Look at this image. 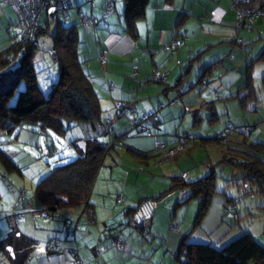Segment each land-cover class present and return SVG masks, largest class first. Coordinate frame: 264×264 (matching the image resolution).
<instances>
[{
	"label": "crops",
	"instance_id": "0c3cea01",
	"mask_svg": "<svg viewBox=\"0 0 264 264\" xmlns=\"http://www.w3.org/2000/svg\"><path fill=\"white\" fill-rule=\"evenodd\" d=\"M91 1L92 5L84 1L82 3L80 0H72V6H67L68 15L72 22L77 21V12L93 15L95 27H99L98 30L95 28V31L92 32L89 25L79 24L83 32L81 35L82 39H86L88 34L91 35V39L87 38L90 46H85L87 55L90 54L88 48L92 47L94 51L93 61L95 63L90 61L89 75L93 77L92 82L97 88L99 106L103 110L106 109L103 113L104 116L109 117L113 113L114 103L121 105V114L111 119L113 128L111 135L116 138L118 147L113 146L105 154L103 163L95 173L87 197L94 219L93 221L87 220L85 213L82 212V202L61 203L55 207V211L60 216L35 218L36 216H32L28 212L29 207H31L29 202L22 201L19 203L15 199L14 202H10V207L7 208V205H3L0 201V264H70V258L65 249L50 252L44 249V243L52 235L64 236L65 230L72 225L74 226V240L65 239L64 243L65 245H70L75 241L78 254L88 263L94 260L103 264H179L175 258V253L179 239L184 233H187L190 242H208L212 246L220 248L241 231L246 230L264 246V218L261 221L262 228L260 230L258 228L255 233L250 231L247 226L235 225L236 227L234 228L231 225H234V222L239 217L238 209L241 207V202L239 204L238 201L236 211H234L237 213V219L232 218L233 220H230L232 215L223 211L224 196L219 194H212L205 213L196 227L191 229L190 215L194 206H197V200L196 203H193L195 197L186 198L188 195L186 186L178 185L171 188L169 186L174 178L177 179L176 177H178L181 180L179 177L180 173L184 174L185 180H194L206 174V167L208 171L212 169L213 173H215L213 166L207 160L204 162L206 164L203 165V170L196 171L192 169L190 173V166L187 165L188 161L192 160L190 154L192 150L190 149L199 146L195 136L192 143L178 148L172 155H168L167 151L164 152L160 149L161 144L166 145L172 142V134L178 130L173 128L172 133H170L163 126L166 117L176 118L179 115L181 117L185 115V112H189L193 120L192 125H194L192 134L200 135L201 137L210 135L204 132L208 126H201L198 122L195 123V119L201 118L197 115L199 110L192 106L189 99L186 100L189 108H186L184 105L185 100H182L183 95H181L183 91L178 89L186 78L190 80L186 73L190 71L193 62L196 68L210 64L209 71L213 69L219 72L217 80L227 88V91H230L229 93L233 91L229 85L240 78L239 72L236 73L233 69H223V65L226 63H224L223 58L221 60L218 59L217 54L211 56L215 52V50H211L217 48V46H220L221 50L227 47L230 48L221 39L232 31L234 15L228 0H222L221 3L219 0L213 1L216 4L211 8L210 17L218 22H223L222 25L224 27H220L221 31L218 34L213 33L210 35V40L203 50H199L193 56L190 55L191 52L194 53L193 43L187 38L186 41L188 42L185 44L183 33H181L183 38L181 46L176 47L172 52L168 51L169 54L167 56L165 53L160 55L162 51L160 45L162 44L163 48V43H166L172 36L179 33V24L183 23H180L183 18L182 13H178L177 16L173 17L174 9L168 4L169 0H148L143 15L135 20L134 37H130L121 29L120 12L122 8L120 3L122 2L120 0ZM115 4H118L117 9ZM104 5L111 8L105 17L101 16ZM115 9V18L113 19L111 15ZM15 20L13 9L6 4L0 3V49L6 47L12 40V36L16 32ZM11 25L13 26L11 27ZM231 39L230 37L229 40ZM91 41L94 43L93 46H91ZM213 43H217V46L210 47ZM184 44L185 46L182 47ZM136 50L139 51L140 55L144 52L149 61L148 66H151L150 69L165 70L164 78L159 80L163 83V86H159L157 92L159 93L160 91L165 97L175 93L179 96V102L174 101L163 107L155 108L153 99L150 97H154L156 99L155 102L160 101V97L156 92L147 95L141 102L138 101L140 99L138 98L139 96L132 95L135 83H142V86H148L150 85L149 82H145L147 79L155 80L152 77L153 69L150 73H147L148 67L143 62L138 67L139 71L137 70V66L132 61ZM99 55H101V61L98 59ZM175 55H178L179 58L176 62H173L172 57H175ZM227 55L231 56L232 54L227 52ZM156 56H158V59H155ZM229 56L226 57L228 58L226 60H229ZM166 58L170 59L171 62L166 61ZM216 59H218V62L214 65ZM165 65L170 66V69H166ZM174 66V72L175 74L178 73V76L175 78L174 84L171 85L167 81V76L171 74ZM122 71H126V73L131 75L133 72V76L130 77L134 78L135 81H129L127 79L129 75H125ZM140 74L142 75L141 80L139 79ZM144 78L146 80L141 82ZM245 78L246 71L244 70ZM155 81H158V79ZM243 82L237 86V89ZM235 92H237L236 89L232 94ZM107 102H109V107H105ZM154 108L156 110H154L153 115L148 117V120L145 119V125L152 134L143 135L130 129L129 117L138 113V110ZM19 129L20 127H18V131ZM199 139L202 144L207 143L202 138ZM240 143L238 141L234 145L240 147ZM233 148L228 145L225 146L222 149L223 151L220 150L222 154L218 159L224 157V154H227ZM170 156L171 160H166ZM127 157H130L132 161L130 167H127V170L119 171L121 165L119 162L123 163V159ZM180 158L181 160L183 159L182 164L179 163ZM156 168L159 170L157 171ZM45 169L43 168L41 171L33 173L32 182L38 180V177L47 171ZM154 172L158 174L156 175ZM141 173L148 175L149 181H147V188L142 187L141 191L138 192L136 185ZM240 175L241 173L238 174L237 178L239 180L242 179ZM249 193H254V191ZM257 193H264V191ZM118 195L121 196V200L117 202L115 196ZM149 195H157L155 196L156 205L152 216L145 221L146 232L141 233L140 227L135 226L130 217H128V210L138 200ZM262 200H264V197H262ZM12 204H15L13 208L16 211L13 212L12 210V212L6 213L12 207ZM245 204L251 208V202ZM259 206L264 210V203H259ZM249 208L245 209V214L249 215ZM18 211L23 213L20 219L8 217V215H12L11 213L15 214ZM226 214L230 215V217ZM122 221L125 222L122 223ZM170 224L177 225V229L170 228ZM30 226H33V230L28 236L26 231ZM35 229H39L40 233L34 234ZM41 230L44 233L43 236ZM18 233L28 238V241L24 243L26 246H23L18 240L20 236ZM67 234L71 235V232L67 231ZM115 237H120L125 242V250L118 249L112 245L111 241Z\"/></svg>",
	"mask_w": 264,
	"mask_h": 264
},
{
	"label": "trees",
	"instance_id": "16d2710c",
	"mask_svg": "<svg viewBox=\"0 0 264 264\" xmlns=\"http://www.w3.org/2000/svg\"><path fill=\"white\" fill-rule=\"evenodd\" d=\"M80 1L82 3L87 2L88 4L91 2V0ZM0 3L12 8L4 0H0ZM71 3L72 0H65L64 12L58 8H55V12L58 10L64 18H68L69 12L67 13L66 8L67 6L71 7ZM147 4L148 0H123L120 12V24L121 29L130 37L135 36V20L143 15ZM12 9L16 17L14 23L17 26V28L15 26L16 32L13 34L10 43L0 49V131L10 132L22 124H38L45 131L48 129L59 135H63L68 128L73 126H83L87 129L85 136L80 142H78L79 136L73 135L69 138V144L75 149L74 158L50 167L38 177V180L32 182L30 189L31 196L28 198L24 196V190L22 188L18 193L21 197L23 196L22 201L30 203L31 207L29 209L47 206L55 210V207L61 203L82 202V212L85 213L88 221H93L92 208L89 205L90 203L87 197L95 173L103 163L105 154L113 146L118 147V143L111 135L113 130L111 119L117 116L118 112L111 114L112 117L108 122L105 120L106 118L103 119V116L100 115L99 95L89 75L91 56L90 54L87 55L86 47L83 46V50H79L78 47L81 43L77 33V26L81 24L78 17V13L80 12H77V21L68 23L54 16L55 12L49 14L46 9H43L39 12L34 36L32 41H30L19 33L17 13L14 8ZM110 9L109 6L104 5L101 16L105 17L109 12L103 15L104 11H109ZM43 12H45V17L40 21ZM81 13L90 18L89 23L86 25H89L91 31L94 32L96 27H94L95 19L93 15ZM50 23L53 26H50ZM40 35H48L50 37V47L46 46V52L55 60L57 69L56 78L50 83L46 91H43L38 85L37 75L31 60L32 54L38 46V37ZM172 38L181 39V44L183 43V38L179 33L172 36L169 41ZM232 40L235 43L238 42L233 38ZM175 48L168 47L164 49L172 52ZM256 57L264 59V42L261 51ZM98 59L100 61L102 60L101 55L98 56ZM209 66L210 64L199 68V75L196 82L204 80L201 77L209 71ZM152 77L156 79L153 74ZM246 81L248 82V80ZM247 82H244L238 87L237 92L233 94L240 102L248 100L252 96L254 97V92L253 90L250 91ZM157 104L159 106L161 102ZM146 110L152 109L142 111ZM140 112L130 118L138 117ZM142 125L147 129L148 134L137 130L132 125L130 129L143 135L152 134L148 127H146L145 122H142ZM216 133H218V130L215 131V134L200 136V138L204 141L220 143L219 140H216ZM172 135L175 136V133ZM107 145L113 146L106 148ZM172 146L174 145L169 146L168 149ZM262 147L261 142H248L244 148H241V146L234 147V150L239 152L237 155L227 153L228 156L220 158L222 161L227 160L231 165L242 171L240 175L242 179L240 182H237V188L239 185L244 184L246 186L247 183L253 182L256 187L253 190L250 189V191H264V161L260 155L262 153ZM40 158L44 157L40 156ZM0 166L4 170H14L17 173H20L22 169L5 153L1 145ZM179 177L181 180L178 177H176L177 179L174 178L169 187L178 185L186 186L188 189L186 198L195 197L197 199L191 229L199 223L206 211L212 194L224 196L225 200H223L222 205L228 201L238 199L241 195L237 194L235 197L227 196L225 190L216 188L214 186L215 176L212 169L194 180H185V177H182L181 173ZM243 189H240L242 193L245 192ZM155 196L149 195L145 197H153L156 200ZM115 200L117 202L120 201L121 196H115ZM134 206L128 210V217L130 219ZM233 211H236V208ZM234 219H237L236 212ZM144 224L145 222L143 224L134 223L135 226L140 227L141 233L146 232ZM65 231L64 236L58 235L61 247L50 248L49 251L55 252L65 249L70 258L68 250L75 249L84 264H93L94 260L88 263L80 257L75 241L70 245H65V239L74 240V226H70ZM67 231L71 232V235H68ZM18 234L20 235L18 240L23 246H26L24 243L28 241V238L21 233ZM123 243L125 244L124 241ZM175 258L179 264H264V246L246 230L241 231L220 248H216L208 242H190L187 233H184L179 239ZM69 262L71 264V260ZM98 263L103 264L101 262Z\"/></svg>",
	"mask_w": 264,
	"mask_h": 264
},
{
	"label": "rangeland",
	"instance_id": "374dc122",
	"mask_svg": "<svg viewBox=\"0 0 264 264\" xmlns=\"http://www.w3.org/2000/svg\"><path fill=\"white\" fill-rule=\"evenodd\" d=\"M120 1L122 2L120 3L122 8L123 0ZM213 1L214 0H169L168 4L174 9L173 17L177 16L178 13H182L183 15L182 21H180V23H183L180 24L178 30L179 34L183 33L185 44L188 42L186 41L187 38L192 41L194 53L191 52V56H193V54H197L199 50H203L204 46H206L207 42H209L210 40L209 36L213 33L218 34L219 31H221L220 27H224L222 25L223 22H218L214 18L210 17L211 8L214 7V5L216 4L213 3ZM219 1L220 3L222 2V0ZM228 4L232 9L234 15L232 31L226 37H222L221 39H223L230 46V48L227 47L224 50H221L220 46H217V43L211 44L210 47L217 46V48L211 50H215V52H213L211 56L217 54L219 57L218 59H224V63L226 62L223 65L224 70L233 69L236 71V73L239 72L240 78L233 81V83L229 85L233 91L229 93L230 91H227V88L218 82L217 78L219 72H216L213 69L203 74V81L201 80L200 82H196L200 66L196 68L193 61V65H191L190 71L186 73L187 77L189 76L188 78L190 80L186 78L178 89L183 91V94L181 95H183L182 100H185V107L189 108L186 103V100L189 99L192 106L196 108V110H199L197 115L201 118L197 120L195 119V123L198 122V124H200L201 126H208V128L204 130L205 134H215L216 130H218L219 132L223 129L226 122H229L233 126L231 127L227 135L224 137V139L219 140L220 143L207 141V143H203L206 145L205 146L199 139L200 135L192 134L194 125H192L193 120L189 112H185L184 116L181 114V117L180 115L176 118L166 117L165 121L163 122V126L167 130H169L170 133H172L173 128H177L178 130L173 132L175 133V136H173L172 142L166 145L161 144L160 149L166 152L169 146L175 143L178 144V136H180L181 133L184 135L188 134L186 142L183 141L185 140L184 137H180L179 143L181 144V147H185L186 145L190 144L195 136V140L197 143H199V146L195 145L196 147L190 149L192 150L190 151L192 160L188 161L187 163V165L190 166V173L192 172V169H195L196 171H200L201 169L203 170L204 168L202 167L206 164L204 162L209 160L211 166H213L215 172L214 174L216 176L214 179V186L216 188L225 190V193L229 194L230 196L235 197L237 194H241L238 199L236 198L235 202L237 204L238 201L239 204L241 202V207L243 208V210L241 207L238 209L239 217L237 221L234 222V225L231 226H233L234 228L236 226H247L250 231L255 233L258 228L259 230L262 228L261 221H263L264 218V210L259 206V203H264V200H262V197H264V193H249L252 192L250 191V189L253 190L256 187L253 182L247 183L246 186L239 185V187L237 188V182H240V180L237 179L238 174L242 171L237 167L231 165L227 160L221 162V159L218 158L222 154V149H224L227 145L233 148L238 146L234 144L240 141L241 148H244L245 144L248 142H261L263 145V149L260 155L262 160L264 161V59H259L258 57H256L261 51L264 42V12L263 15L256 18V20L249 27H237L235 20V10L231 6L229 0ZM89 5H92V1L89 2ZM116 7L118 8V4H115V8ZM116 9L112 11L111 17L113 19L115 18ZM54 16L58 17L63 22H71L69 17L64 18L62 13L58 10H56ZM44 17L45 12H43L40 21H42ZM12 26L13 25H11V27ZM50 26H53V24L50 23ZM80 26L81 25L77 26V31L79 33L81 41L78 47L79 50H83V46H90L87 42V38L91 39V35L88 34V37L86 39H82L81 35L83 34V32ZM96 29L98 30L99 27ZM167 30L169 31V29ZM230 37L239 39V41L235 43L234 41H232V39L229 40ZM49 43L50 37L48 35H40L38 37V46L34 50L31 59L35 69V73L37 75L38 85L43 89V91H46L50 83L55 80L57 75L56 62L50 56V54L46 52V46L48 47ZM185 44L182 47H184ZM93 45L94 43L91 41V46ZM181 45L182 44L177 45L176 47ZM160 48L162 49L160 55L165 53L167 56L169 54L168 50H164L162 48V44L160 45ZM88 49L91 56L90 61L95 63L93 61L94 51L92 50V47ZM227 52H231V56L233 57L227 55ZM135 54L133 56L134 58L132 59V61L133 63H135L137 68L143 62L148 67L147 73H150L152 69H156H150L151 66H148L149 61L147 60V57L144 52L142 55H140L139 51L136 50ZM228 56L229 60H226L228 59L226 58ZM178 58V55L172 57L173 62H176ZM155 59H158V56H156ZM218 59H216L214 65L217 64ZM167 60L169 63L171 62L170 59L166 58V61ZM165 68L170 69V66L168 67L167 65H165ZM137 70L139 71V68ZM174 70L175 66L171 74L167 76V81H169L171 85L174 84L175 78L178 76V73L175 74ZM244 70L246 71L245 79ZM122 72L125 73V75H129L127 76V79H129V81H135L134 78L130 77L133 76V72L132 75L126 73V71ZM90 79L93 80V77H90ZM139 79H142L141 74L139 75ZM157 79L158 81H155ZM161 79V77H157L155 80L151 81V79L146 80L144 78L141 82L146 80L145 82H149L150 85L142 86V83H135L133 89L135 93L133 92L132 95L135 94L136 96H139L138 98L140 99L138 101L141 102L145 99L147 95H151L156 92L160 97V101L155 102L156 99H154V97H150L151 99H153V104L155 105V108L163 107L165 105L173 103L174 101L179 102V96L175 93V95L172 94L168 97H165V95L161 94L160 91L159 93L157 92V88L159 86H163V83L159 81ZM243 79L244 82H247L246 80H248L247 83L249 84V89L250 91L253 90L254 97L252 96V98L240 102L239 99L232 93L235 89L238 90L237 86L243 82ZM212 89L216 90L218 95H216ZM217 96L219 97L215 98ZM212 101H214V103H212ZM158 102H161L159 106L157 104ZM105 107H109V102H107ZM113 107L114 110L112 114H114V112H118V115H120L121 106H116L114 103ZM155 108L152 110H156ZM105 110H103V108L101 107L100 115L103 116V119L107 118V116H104L103 114ZM138 112L140 111L138 110ZM148 117H146L145 119H147ZM178 119H180V121H178ZM131 120L132 118L129 117V121L132 125ZM142 122H145V120H143ZM19 127V131L18 127L12 129V131L10 132L0 131V145L4 149L5 153L14 160L16 165L22 168L20 170V173H17L14 170H4V168L0 166V201L3 203V205H7V208L10 207V202H14L15 199L16 201H19V203L22 202L23 196L21 197L18 193L21 188L24 190V196L26 198L31 196L30 189L33 180L32 175H34L33 173L41 171L43 168H46L45 170H48L50 167L58 163H62L74 158L75 149L72 145L69 144V138H71L73 135L79 136L80 138L79 140H77L78 142H80L87 132V129L83 126H73L71 128H68L66 133H64L63 135L56 134L48 129H46L45 131L44 129L40 128L38 124H22ZM209 130H211L212 132ZM216 140L218 139L216 138ZM111 146L113 145H107L106 148ZM43 148H47L48 154L43 155L44 158H40L41 150ZM177 150L178 148L175 149L174 152ZM174 152L170 154L167 152V154L172 155ZM227 153L237 155L239 152L237 150H234L233 148ZM224 155L225 157L228 156V154ZM170 158L171 156L167 157L166 160ZM130 159V157H127L123 159V163L119 162V164H121L119 167V171L127 170V167H130L132 163ZM182 161L183 159L181 160L180 158L179 163L182 164ZM191 163L192 165H190ZM158 168H156L157 171L159 170ZM205 171L206 173L208 172L207 167L205 168ZM154 174L157 175L158 173L154 172ZM147 181H149V176L144 173H141V176L138 178L137 181L138 184L136 185L138 192L141 191L142 187L147 188ZM240 189H243L245 192L242 193ZM196 200V198L193 199V203H196ZM247 202H251V208H249V205L245 204ZM14 205L15 204H12V207L8 209L6 213H10L12 212V210L13 212L16 211L13 208ZM247 208H249V215L244 213L245 209ZM195 210L196 205L194 206L193 211L190 215V224L192 223ZM11 214L12 215H8V217L14 219L15 214ZM228 217H230V215ZM232 218L233 217H230V220H233ZM32 230L33 226H30L29 229L26 231L28 236ZM35 230L36 231L34 232V234L40 233L39 229ZM41 233L43 236L44 233L42 232V230Z\"/></svg>",
	"mask_w": 264,
	"mask_h": 264
},
{
	"label": "built area",
	"instance_id": "2783aa9c",
	"mask_svg": "<svg viewBox=\"0 0 264 264\" xmlns=\"http://www.w3.org/2000/svg\"><path fill=\"white\" fill-rule=\"evenodd\" d=\"M8 4L14 8L15 12L17 13V25L19 27V33L24 35L28 40L32 41L34 32H35V26L37 24V18L39 15V12L43 9L49 8L50 6H55V8L61 9L64 12L65 7V0H4ZM230 3L235 10V20H236V26L237 27H249L256 18L263 15V8H264V0H230ZM109 11L105 10L103 15H106ZM78 17L80 20V23L82 25H86L89 23L90 18L83 15L81 12L78 13ZM235 41H239V39L233 38ZM181 44V39L178 38H172L170 41H168L163 48L168 47H176L177 45ZM152 74L155 78L157 77H164L165 71H160L153 69ZM203 79V77H202ZM213 92L217 94V91L212 89ZM117 106L118 104L115 103ZM153 114L152 110H146L141 111L138 117H132V126H134L137 130H140L141 132H144L148 134L147 129L142 125V121L145 120L146 117H151ZM112 115L107 117L105 120L108 122ZM232 125L229 122H226L223 129L220 130L218 133H216V138L218 140L224 139V137L227 135V133L230 131ZM184 137V142L187 141L188 134H180L178 136V144L175 143V145L167 150V152L170 154L174 152L175 149L181 147V144L179 143L180 137ZM47 148H43L41 150V155H46ZM183 173H181V176L183 177ZM21 194V192H20ZM118 200V198H117ZM156 204V200L153 197H143L141 198L134 208L131 211V219L133 223L135 224H143L147 219H149L154 211ZM237 204L235 200L228 201L223 204V211L230 213L233 218H235V212L233 211L234 208H236ZM29 212L32 216L46 218V217H52V216H60L54 209L51 207L43 206L39 208H33L29 209ZM22 214L20 212L15 213V218L20 219ZM170 228L177 229V225L170 224ZM112 245L118 249H125V244L123 241L116 237L112 241ZM61 247L59 244V236L53 235L46 239L44 243V249L50 250V248H56ZM70 254V260L71 264H84L79 256L76 253V250H68ZM93 264H99L98 261H94Z\"/></svg>",
	"mask_w": 264,
	"mask_h": 264
},
{
	"label": "water",
	"instance_id": "95a60500",
	"mask_svg": "<svg viewBox=\"0 0 264 264\" xmlns=\"http://www.w3.org/2000/svg\"><path fill=\"white\" fill-rule=\"evenodd\" d=\"M47 12L50 13H54L55 12V6H50L49 8H47Z\"/></svg>",
	"mask_w": 264,
	"mask_h": 264
}]
</instances>
